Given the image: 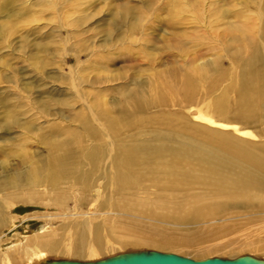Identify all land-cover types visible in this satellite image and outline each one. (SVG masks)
Returning <instances> with one entry per match:
<instances>
[{"label":"rangeland","instance_id":"1","mask_svg":"<svg viewBox=\"0 0 264 264\" xmlns=\"http://www.w3.org/2000/svg\"><path fill=\"white\" fill-rule=\"evenodd\" d=\"M151 1L148 8L146 0H0V124L10 129L0 131V166L5 162L11 170L16 162L8 152H27L29 159L40 161L46 154L41 136L47 133L65 138L63 131L69 129L82 136L89 113L85 102L100 120L106 116L119 123L124 99L141 87L151 107L135 130L119 134L122 143L139 150L180 149L187 158L182 181L143 173L132 189L105 188L102 210L94 219H104L101 228L112 246L89 247L90 242L70 236L69 228L61 229L64 224L58 222L52 245L41 253L43 260L32 264H93L149 252L191 261H264V215L240 209L244 201L223 194V185L209 180L206 173L213 171L203 166L220 161L234 168L229 170L233 175L235 169L255 168L253 159L264 157L263 104L254 110L256 123L232 119L242 112L237 105L247 80L264 73V0ZM124 12L143 17V28L137 30L142 36L124 40L117 50L96 48L93 55L86 40L96 36L103 45V34ZM129 24V19L123 21L124 36ZM61 26L85 33L78 44L90 47L91 54H78L76 78L83 100L65 80L75 62L66 61L63 67L64 58L57 53ZM8 114L14 115L11 123ZM247 156H253L251 161ZM29 166L12 177L24 179ZM5 178H10L8 171L0 182ZM61 193L59 203L74 215L73 194L67 186H61ZM17 195L8 201V221L0 228L2 253L13 240L29 242L46 216L61 212L52 207L55 197L26 186ZM88 200L86 194L80 196L75 216L87 214ZM14 256L16 264H31L21 254Z\"/></svg>","mask_w":264,"mask_h":264},{"label":"bare ground","instance_id":"2","mask_svg":"<svg viewBox=\"0 0 264 264\" xmlns=\"http://www.w3.org/2000/svg\"><path fill=\"white\" fill-rule=\"evenodd\" d=\"M151 4L153 5V1L146 0L148 8H150ZM127 12H124L122 17L118 14L113 20V28L103 34V45L105 47L98 43V40L95 39L96 36L86 40L90 42V46L93 48V55H96L98 50H117L124 43V40L127 39V42H134V38H139V35L142 36V33H138L137 30L143 28V17L133 16ZM125 19H129L130 24L124 36L123 21ZM148 22L145 24L147 28H150L151 24ZM61 28L62 37L61 41H59L60 46H57V48H60L57 53L64 58L63 67H65L66 61L75 62L73 66L69 65V75H66L67 78L65 80L69 82L74 96L79 100H83L82 86L76 78V71L79 67L78 62H80L78 54L79 51H87L91 54L90 47H84V45L80 47V44H78L79 39L85 33L77 30L71 33L67 28L62 26ZM47 46L53 47L55 45L49 43ZM109 47L111 48L108 49ZM96 48L99 49L94 50ZM247 81V85L244 86L239 94L237 105L242 109V112L236 113L232 119L256 123L258 117L254 110L262 104L264 107V102L262 103L264 99V73ZM124 103L127 106L121 109L118 123L115 118L106 116L101 117V121L100 117L98 118L92 110V105L85 102L89 113L88 119H84L82 123L83 135L79 136L69 129L63 131L65 138L58 136V133L54 132L42 135L41 142L45 146L44 153L46 154L40 158V161L29 159L28 157L30 156H28L27 152H8L7 156H13L16 162L11 166V170H6L5 162L0 166V178L7 171L10 174V178H5L4 182H0V228L5 226L8 221L7 215H5L11 209L8 201H14L18 196L17 191L24 186L38 194L55 197L51 203L52 207L61 210V212L57 211L46 216V221L43 222L41 229L34 232L31 240L27 243L24 239L20 240V242L13 240L12 242L15 243L8 246L6 248L7 251L2 253V241L0 243V264H16L14 255L17 254L24 256L25 261L31 264L37 260L42 261L41 253L52 245L53 238L58 231V227L56 228L53 225L58 222L64 224L61 229L69 228L70 236L78 234L82 242L83 239L90 242L89 247L94 245L103 247L105 243L112 246L113 244L108 241L107 234L101 228L104 225V219H101V222L94 219V214H97L99 209L102 210L103 206H101V203L105 188L108 185L115 192L132 189L139 183V178L142 177L143 173L147 174L146 177L161 174L167 181L175 179L182 181L187 178L184 166L187 158L182 150L179 149L177 151L166 146L162 148L151 146L139 150L138 145L127 146L122 143L119 134L122 136L123 133L129 132L131 129L135 130L136 124L143 121L142 116L151 107L150 96L148 93L145 96L144 87L130 91L129 95L124 99ZM13 117L14 115L8 114L7 123H11L10 121ZM16 122L14 121L13 124ZM24 127L25 123L22 124L21 128ZM30 127H32L31 124L27 126L28 129ZM5 129L10 130L0 124V131ZM53 130L59 131L58 128ZM134 135L137 136V132H134ZM220 137L221 140L230 141L225 136ZM238 146V149L241 150L240 152H243V149L240 148L241 146ZM252 158L253 156H247L250 161ZM27 164L32 166H29L24 172L27 177L24 179L20 175L12 177V173ZM252 164L255 168L248 166L244 169H235L236 173L233 175L229 173V170L234 168H229L227 164L220 161L214 162L210 160L208 163L205 162L203 166H207L209 170L213 171L206 173V177L214 182L215 185H223L222 189L225 192L223 194L233 197L235 201L238 199L244 201L238 204L241 206L240 209L246 210L249 214L264 215V157L256 156ZM61 186H67L73 194L75 202L74 215L69 216L70 213L64 210V207L58 201L60 199H57V197H60L59 194H62ZM82 194H86L89 199L87 203L88 210L86 211L87 214L80 216L81 220H78L79 218L75 215L78 214V199ZM71 223L73 225L76 223L78 227L74 229ZM258 263H264V261L259 260Z\"/></svg>","mask_w":264,"mask_h":264},{"label":"water","instance_id":"3","mask_svg":"<svg viewBox=\"0 0 264 264\" xmlns=\"http://www.w3.org/2000/svg\"><path fill=\"white\" fill-rule=\"evenodd\" d=\"M54 264H80V263L57 262ZM93 264H264V263H258L249 258H237L229 261H223L220 259H206L203 261L194 262L174 255L149 252V253L128 254L124 256H118Z\"/></svg>","mask_w":264,"mask_h":264}]
</instances>
